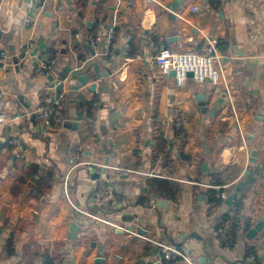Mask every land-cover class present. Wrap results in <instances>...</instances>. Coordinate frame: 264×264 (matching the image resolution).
I'll use <instances>...</instances> for the list:
<instances>
[{
	"label": "crops",
	"instance_id": "0c3cea01",
	"mask_svg": "<svg viewBox=\"0 0 264 264\" xmlns=\"http://www.w3.org/2000/svg\"><path fill=\"white\" fill-rule=\"evenodd\" d=\"M245 1L182 0L173 11L175 0H0V264L51 255L55 264H156L158 242L187 250L193 264H250L248 249L264 264V231L220 247L216 226L231 206L214 208L207 196L232 193L254 152L241 213L251 227L264 215V39H252ZM209 43L230 91L214 115L223 94L191 78L178 87L155 60L162 47L204 53ZM51 90L69 99L45 128L35 109ZM75 94L95 103L91 117ZM156 179L178 188L175 199L160 193L167 206H152ZM103 190L113 197L102 209L109 202L93 198Z\"/></svg>",
	"mask_w": 264,
	"mask_h": 264
},
{
	"label": "built area",
	"instance_id": "2783aa9c",
	"mask_svg": "<svg viewBox=\"0 0 264 264\" xmlns=\"http://www.w3.org/2000/svg\"><path fill=\"white\" fill-rule=\"evenodd\" d=\"M37 1L43 3L45 0ZM245 5L248 9V16H250L252 39L260 42L264 39V0H246ZM197 10V7L192 8V11ZM25 22L29 24L31 22L30 18H27ZM123 55L126 58L129 57L127 49L124 51ZM0 56L3 57V54ZM155 60L161 74L167 76L171 73V71L175 72V82L178 87L184 86L186 81L191 78L196 83L209 81L211 85H213V92L215 95L223 94L226 98V96L230 93L226 85H224L225 89L223 91L220 88L223 72L220 65L216 64L220 62V56L218 52H216L215 44L213 43H209V46L204 53H199L194 50L181 51L178 49H168L162 47L157 50ZM53 65L54 61L42 63L39 68V73L46 76V74L52 69ZM6 66V62H2L0 69L5 70ZM189 73H192V77L188 78L187 76ZM2 96V91H0V98ZM68 99L67 92H54L51 90L44 98L40 106L35 109V113L38 115L40 123H42L45 128L52 126L54 119L59 118L60 109L65 105ZM91 105L92 107H95V103H92ZM5 121L6 118L4 116H0V124ZM16 142L18 141L16 140ZM79 154L80 152L77 147L69 149L67 157L71 167H75L77 165V161L80 157ZM259 166L262 167V165ZM67 180L68 176L64 179L65 186L67 185ZM209 186H212V184ZM159 195L160 194H151L153 207L156 206L157 201L163 200ZM112 197L113 193L110 190H103L95 193L93 199L95 205H100L103 202H110ZM226 198V195L221 194V199L225 200ZM86 215L95 221H106L96 214L86 213ZM156 246L159 251L155 260L156 264H166L167 262H171L176 256L181 258L184 264H193L187 250L167 246L160 242L156 243ZM247 260L250 264H254L256 257L252 255L249 256Z\"/></svg>",
	"mask_w": 264,
	"mask_h": 264
},
{
	"label": "trees",
	"instance_id": "16d2710c",
	"mask_svg": "<svg viewBox=\"0 0 264 264\" xmlns=\"http://www.w3.org/2000/svg\"><path fill=\"white\" fill-rule=\"evenodd\" d=\"M78 2H82L84 0H77ZM130 55V52H128ZM72 101H74L75 103L80 104V107L82 106H87L88 109V114L90 115V117L93 115V112L95 111V109L92 107V103H86L83 102V99L78 95L75 94L70 98ZM157 136H158V141L157 143L161 142L164 143V133L162 131H157L156 132ZM255 176H257V172H250V174L247 176L246 179V184L244 186V188L241 191V198H237L233 205L228 209L227 212H225V214L221 217V219L219 220L217 226H216V231L218 232L217 236H218V240L220 241V247L224 248V249H229L233 246V244L235 242H237V240L240 239V234L242 236H245L247 234V231H249V228H251V220L250 218L247 217V219H243L242 217V210L244 207V199H245V192L246 190L249 189V187L253 184V182L255 181ZM213 178H215L216 181H219L220 178L213 176ZM45 187V186H44ZM147 192L149 194H166L169 197L172 198H176L179 191L178 188L167 182V181H163V180H158L156 179V181H152L149 184V189H147ZM148 194V195H149ZM208 203L209 205H211L214 208H219L223 205V199H221V195L219 192L210 189L208 191ZM149 199V198H148ZM106 206L111 207L112 203H103L101 204L102 209L105 208ZM99 207V206H97ZM8 252H10V250H8ZM254 255V250L252 249H248L245 258L247 259V256H252ZM55 256H45L42 258V264H55ZM256 262V261H255ZM171 262H167L166 264H170ZM257 264H260V262L258 261Z\"/></svg>",
	"mask_w": 264,
	"mask_h": 264
},
{
	"label": "water",
	"instance_id": "95a60500",
	"mask_svg": "<svg viewBox=\"0 0 264 264\" xmlns=\"http://www.w3.org/2000/svg\"><path fill=\"white\" fill-rule=\"evenodd\" d=\"M182 2V0H175V2L171 5V8L173 11H175L179 4ZM92 23H89L88 26H91ZM169 77L175 79V72L174 71H171V73L169 74ZM189 77H192V73H189L188 76ZM53 78L51 76H49V80H52ZM81 83L84 84L85 80L84 78H82L81 80ZM73 91L77 90V87H73L72 88ZM224 98L225 96L222 95L221 98H219L217 101H216V104L214 105V109L212 110V113L211 115H214L216 114L220 109H221V105L223 104L224 102ZM201 100V102H204L205 101V95L203 97H200L199 98ZM82 119V116L79 115V118L77 119L76 123H74L73 125H69L66 127L67 128H70L71 130H75L77 127V122H79L80 120ZM256 154L254 152L251 153V156L249 158V163L250 165L245 169L244 171V174H243V180H241L240 182H238L237 186L235 187L234 191L232 193H228L227 194V198L224 200V205L226 207H230L232 206L233 202L238 198V194L241 192V190L244 188L245 186V181H246V178L247 176L250 174V168L252 167V164H255L256 162ZM105 163H108V159L106 158V161ZM203 169L206 171V167L203 165ZM168 202L166 200H159L157 202V205L158 206H167ZM79 229V223L77 222H72L69 226V230H68V235H69V239L70 240H74L76 238V233ZM264 231V215L251 227L249 228V231H247V234L245 235V238L246 239H253L257 234L261 233ZM137 233H138V236L140 235H144V231H142L141 229H138L137 230ZM96 264H103L104 263V260H102L101 257L97 258V260L95 261Z\"/></svg>",
	"mask_w": 264,
	"mask_h": 264
}]
</instances>
